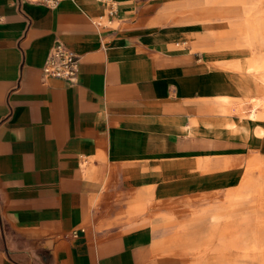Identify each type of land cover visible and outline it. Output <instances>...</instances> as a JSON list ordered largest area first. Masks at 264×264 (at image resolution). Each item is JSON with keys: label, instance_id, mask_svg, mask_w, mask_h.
Listing matches in <instances>:
<instances>
[{"label": "crops", "instance_id": "obj_1", "mask_svg": "<svg viewBox=\"0 0 264 264\" xmlns=\"http://www.w3.org/2000/svg\"><path fill=\"white\" fill-rule=\"evenodd\" d=\"M111 1L106 27L101 0H0V264H160L170 219L153 209L264 190L257 43L252 65H204L181 46L197 0ZM58 43L80 56L75 83L43 78Z\"/></svg>", "mask_w": 264, "mask_h": 264}, {"label": "rangeland", "instance_id": "obj_2", "mask_svg": "<svg viewBox=\"0 0 264 264\" xmlns=\"http://www.w3.org/2000/svg\"><path fill=\"white\" fill-rule=\"evenodd\" d=\"M187 11L194 13L192 24L198 33L183 39V48L199 53L201 64L207 60L212 67L229 71L223 62L235 58L250 65L255 56L245 47L246 41L257 43L255 49L264 64V0H197V6ZM247 101L248 97L238 115L246 122L252 121ZM256 119L264 120V107L257 110ZM252 174L264 178V152L252 166ZM209 199L208 204L198 198L194 206H190L194 200H189L151 211V219L156 213L170 219L168 227L157 234L164 244L155 252L160 264L190 260L192 264H264V190L259 194L242 189L225 198L213 195ZM191 226L206 235L198 241L205 247L195 248L193 256L183 254L179 246Z\"/></svg>", "mask_w": 264, "mask_h": 264}, {"label": "built area", "instance_id": "obj_3", "mask_svg": "<svg viewBox=\"0 0 264 264\" xmlns=\"http://www.w3.org/2000/svg\"><path fill=\"white\" fill-rule=\"evenodd\" d=\"M47 8L54 9L65 0H35ZM105 4L106 14L100 16L93 23L97 26H111L117 17V6L111 0H101ZM182 47L186 42L181 43ZM80 56L65 47L63 44H56L51 54L42 67L43 78H53L72 84L76 82Z\"/></svg>", "mask_w": 264, "mask_h": 264}, {"label": "bare ground", "instance_id": "obj_4", "mask_svg": "<svg viewBox=\"0 0 264 264\" xmlns=\"http://www.w3.org/2000/svg\"><path fill=\"white\" fill-rule=\"evenodd\" d=\"M245 132V131H244Z\"/></svg>", "mask_w": 264, "mask_h": 264}]
</instances>
